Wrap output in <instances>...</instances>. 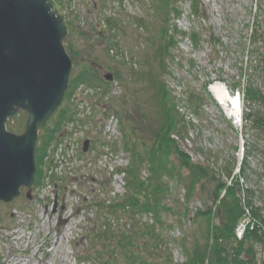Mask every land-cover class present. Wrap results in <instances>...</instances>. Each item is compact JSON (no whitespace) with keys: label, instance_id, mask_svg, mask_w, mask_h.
<instances>
[{"label":"rangeland","instance_id":"374dc122","mask_svg":"<svg viewBox=\"0 0 264 264\" xmlns=\"http://www.w3.org/2000/svg\"><path fill=\"white\" fill-rule=\"evenodd\" d=\"M61 1L64 10L73 19V31L85 32L83 37L81 34L76 35L75 44L81 59L77 60L74 70L92 66L95 73L101 76L117 67L126 74L131 67L140 69V63L156 51L153 29L157 24L153 20L149 0ZM200 3L204 18L190 16V0H179L178 3L182 14L175 23L185 36L178 37V46L174 47L172 59L169 61L170 73L164 79L177 99L179 114L183 117L181 124H185L186 129L176 130L171 138L186 151L193 164L207 166L218 180L225 182L230 176H238L236 172L242 162L241 150L243 148V154L247 155L249 146L247 168L242 176L244 181L239 179V183L241 190H246L243 193L246 198L242 197L249 199L251 206L259 208L258 214L263 220L264 135L257 134L252 129L250 120L235 124L212 93L210 99L203 94L204 99L195 109L187 103V97L192 92L201 95L204 84L220 82L225 85L230 95L235 96L236 91H239L242 115L249 110H257L264 115V103H250L241 91L243 86L250 83L264 96V0H200ZM106 17L117 20L113 32L107 29L105 33L101 32L107 28L103 23ZM255 28L260 38L252 43L250 37ZM193 29L203 36V42L196 49L189 39ZM111 42L117 47L108 48ZM156 62L149 61L150 64ZM238 83L240 85L235 86ZM124 86L126 87L120 84L112 88L110 86L109 94L103 100H98V103L94 102L97 106H92L94 124L98 120H102L98 125L106 122L107 125L101 126L102 129L104 127V131L110 130L111 137L117 140L121 134L120 122L125 120L126 115V125L128 122L131 124L132 114H146L150 121L154 119L155 127L158 119L154 113V104L149 98L151 93L140 81L126 79ZM92 93L93 90L81 88L75 105L80 107V100H85L88 101L87 108L90 109ZM99 95L96 90V100ZM110 96L112 100L108 98ZM113 109L117 112L118 127L113 126L115 120L112 119L111 123L107 115ZM126 110L130 113L127 114ZM145 127L143 125L142 129L146 132ZM82 135L83 132L80 131L74 142L75 148L79 146L78 150ZM147 137L145 133L143 139L149 143L150 139ZM91 147L90 142L83 156L84 163L72 158L74 161H68L66 167L65 163L61 165L60 176H69L65 182L57 179L54 185L47 181L44 187L33 191L31 199H27L22 191L10 204H0V252L4 264H91L89 260L79 263L77 257L79 252L91 249L90 246L97 243L92 236L95 226L102 221L95 214L94 201L99 199L111 202L116 197L121 202L124 181L122 175H114L113 172L116 167L125 166L127 163V157L122 152L113 154L104 147L99 152L97 147L92 150ZM168 160L178 164L172 152ZM226 168L232 169L229 177ZM143 176H146L144 171ZM182 176L184 180L181 182H177V178L169 181L171 191L169 195H165L163 201L170 209L164 210L161 215L162 226L154 224V218L149 215L142 214L137 218L140 222L160 228L161 247L157 250L160 254H154V251L144 254L155 263H183L187 258L183 246L191 250L195 240L202 243L205 239L204 220L193 219L194 213L198 208H213L216 204L211 194L215 183L207 181L198 184L187 201V172L183 171ZM108 188L112 193L108 192ZM248 190L253 191L252 196ZM54 198L56 203H53ZM129 214L118 213L116 218L109 216L110 223L114 224L115 229L118 225L127 228L128 220H131ZM60 217L62 220L67 218V223L60 225ZM241 221L246 223L249 219L246 217ZM251 223L254 224V221ZM242 225L239 224L236 231ZM140 246L144 247L141 241ZM255 246L256 257L259 259V245ZM93 253L87 252L90 257ZM167 256L171 257V261L164 259ZM256 264H259L258 260Z\"/></svg>","mask_w":264,"mask_h":264},{"label":"trees","instance_id":"16d2710c","mask_svg":"<svg viewBox=\"0 0 264 264\" xmlns=\"http://www.w3.org/2000/svg\"><path fill=\"white\" fill-rule=\"evenodd\" d=\"M56 1L60 3V0ZM149 1L153 20L157 24L156 28L153 29L156 51L152 56H147L140 63V69L137 70V68L131 67L124 74L121 69L116 67L112 68V74L114 79H117L123 87H126L124 86L126 79L133 78L134 81H140L142 86L147 88L151 93L149 98L154 104V113L158 116V119H156V127L154 119L152 118L153 122L150 121L149 116L143 113L136 116H132V114L131 124L128 122V125H126V121L128 120L127 115L125 120L120 122L123 136L121 146L128 156V162L119 171H123L125 174L126 191L121 202L116 201L107 206L99 205L104 212L101 210L102 215L98 213L100 215L98 218H102L103 222L95 229L94 242L96 240L97 243L91 248V251L94 252L92 261L94 264H159L147 259L144 254L146 252L152 253V251H154V254H160V252H157L161 247L160 228L154 224L162 226L161 215L164 210L170 209L163 201L165 195H169L171 191L169 181L177 178L176 181L181 182L184 180L182 176L183 171H186V200H190V195L198 184L207 181L215 183L211 189V194L218 204L215 212H213L211 207H208L198 209L194 214L193 219L202 218L204 220L205 239L202 243L195 240L191 250L183 246L184 252L187 253L184 264H256L258 258L256 257L255 245L262 242L261 231L258 228H247L243 237L239 240L234 235L235 226L241 219L243 212L241 198L237 194L242 193L239 179L244 181L242 176L247 168L246 161L249 146L247 147V155L244 153L240 164V178L235 176L231 181V185H226V182L218 180L207 166L193 164L188 154L178 144H175L171 138V134L176 130L186 129V126L185 124L184 126L181 124L183 117L179 114L177 99L173 96L164 78L165 75L170 73L169 61L172 59L174 47L178 46V37L185 36L184 32L177 28L175 23V20L181 16L182 12L178 4L179 0ZM201 8L200 0H190L189 13L192 18L205 17ZM72 22L71 20L67 21L69 37L65 46L73 60V64H77V60L81 59V55H79L80 52L75 44L78 32L72 35V31L74 30ZM103 23L107 27L102 29L101 32L103 33H105L106 29L113 32V27L117 26V20L113 17H106ZM84 33L80 32L78 34H81L80 36L83 37ZM251 34V42H257L260 38L258 30L255 28ZM189 39L195 49L203 42L202 34L195 29L190 32ZM113 46L117 47L116 44L111 42L108 48ZM111 50L114 51V49ZM149 61L157 62L150 64ZM81 84L93 87L102 86L104 90H107L109 82L96 74L92 66L73 70L69 88L64 98L67 104L64 105L63 101V104L50 118L48 125L39 136L35 154L37 167L35 184H40V180L43 178L44 158L48 155V151L57 139V135L63 126L75 116L70 98ZM207 84H204L201 95L193 92L188 95L187 103L193 109H195L194 107L197 104L199 106L201 100L204 99L203 94L209 99L211 98L207 90ZM239 85L238 83L235 86L238 87ZM242 94L252 104L257 102L264 103V96L250 83L242 87ZM125 107H127V104ZM126 112L127 114L130 113L127 110ZM245 113L243 115V122L250 120L252 129L257 134L264 135V115L259 114L257 110H249ZM143 125L144 127H148H145L146 132L142 129ZM145 133L148 135L147 138L151 140H149V143L148 140L143 139ZM91 141V149L104 145L100 143L103 140L98 136L91 138ZM116 149L117 145L113 144L111 150ZM171 152L175 154L178 164H174L172 160H168ZM143 171L146 173V176H143ZM226 173L229 177L232 169L226 168ZM245 191L244 189L243 192L245 193ZM248 193L252 196L253 191L248 190ZM246 203L252 205L249 199L246 200ZM258 209L251 206L250 211L253 217L255 216V218L264 224V219L260 218ZM125 212L130 213L129 216L131 218V220H128L127 228L121 226V229L120 225H118V228L115 229L116 227L114 228V224L110 223L108 216L116 217L118 213ZM183 212L184 210L180 213ZM142 214L152 216L154 224L138 221V216H142ZM105 221L106 223H104ZM140 241L144 247L140 246ZM82 253L85 254V252ZM1 259L0 256V264H3ZM164 259L171 261L170 256Z\"/></svg>","mask_w":264,"mask_h":264},{"label":"water","instance_id":"95a60500","mask_svg":"<svg viewBox=\"0 0 264 264\" xmlns=\"http://www.w3.org/2000/svg\"><path fill=\"white\" fill-rule=\"evenodd\" d=\"M66 36V22L54 0H0L2 202L18 196L21 186L33 184L38 132L59 106L72 69L63 45ZM19 109L26 112V122L17 135L6 131L5 121Z\"/></svg>","mask_w":264,"mask_h":264},{"label":"bare ground","instance_id":"6f19581e","mask_svg":"<svg viewBox=\"0 0 264 264\" xmlns=\"http://www.w3.org/2000/svg\"><path fill=\"white\" fill-rule=\"evenodd\" d=\"M209 90L226 115L232 118L235 124H239L242 113L237 96L230 95L225 85L220 82L212 83Z\"/></svg>","mask_w":264,"mask_h":264},{"label":"built area","instance_id":"2783aa9c","mask_svg":"<svg viewBox=\"0 0 264 264\" xmlns=\"http://www.w3.org/2000/svg\"><path fill=\"white\" fill-rule=\"evenodd\" d=\"M243 227H244V226L242 225V228H241V229H238V231H239V232H242V230H243Z\"/></svg>","mask_w":264,"mask_h":264}]
</instances>
